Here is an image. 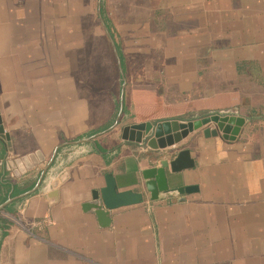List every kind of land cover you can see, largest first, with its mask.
Here are the masks:
<instances>
[{
	"label": "crops",
	"instance_id": "1",
	"mask_svg": "<svg viewBox=\"0 0 264 264\" xmlns=\"http://www.w3.org/2000/svg\"><path fill=\"white\" fill-rule=\"evenodd\" d=\"M156 2H138V36L149 43L128 44L158 55L153 79L129 82L119 112L102 107L94 122L86 101L68 104L66 37L44 47L36 34L0 26V115L10 135L0 137V264H264V0ZM14 3L24 6L18 21L31 18L28 0ZM215 114L218 122L164 150L122 136L131 124ZM181 149L194 165L167 168L169 187L196 191L152 200L143 171ZM108 173L119 190L145 196L104 225L86 206Z\"/></svg>",
	"mask_w": 264,
	"mask_h": 264
},
{
	"label": "rangeland",
	"instance_id": "2",
	"mask_svg": "<svg viewBox=\"0 0 264 264\" xmlns=\"http://www.w3.org/2000/svg\"><path fill=\"white\" fill-rule=\"evenodd\" d=\"M14 1L0 0V26H8L10 30L22 28L36 34L44 47L59 46L60 39L66 37L65 46L72 49L67 52L72 59L67 71L72 86L68 104L86 101L92 122L99 120L96 115L102 107L108 110L112 107L119 112L118 101L129 82H138L137 78L153 79L158 55L128 48L129 45L138 47L142 38L145 39L142 45L150 41L144 34L138 36L142 32L138 29L144 24L137 12L138 2L142 0H45L47 4L28 0L34 9L29 10L31 18L24 22L17 18L19 12H24V6ZM146 1L148 6L157 3V0ZM113 9H117L120 16L128 10L132 14L118 19ZM149 19L153 29L160 28L156 19ZM123 26L127 29L122 30ZM112 121L103 128H109Z\"/></svg>",
	"mask_w": 264,
	"mask_h": 264
},
{
	"label": "water",
	"instance_id": "3",
	"mask_svg": "<svg viewBox=\"0 0 264 264\" xmlns=\"http://www.w3.org/2000/svg\"><path fill=\"white\" fill-rule=\"evenodd\" d=\"M219 114L199 118L196 120L182 121L179 119L160 121L158 123L142 122L127 125L123 128V138L125 140L145 143L153 150H164L179 144L189 133L201 128L211 121H219ZM229 121H234L235 118L230 116ZM0 137L2 139H10V135L5 131L2 125L0 115ZM171 154H158L151 161L154 166L143 171L145 179L146 191L150 194L152 200H158L162 194L172 192L184 195L187 192L196 191L197 186L180 187L175 190L170 189L166 169L170 167L173 173H178L186 168H191L194 165V159L190 156L189 149H181ZM172 158V159H171ZM106 185L100 190H94L92 201L86 207L93 208L100 221L107 225L109 223V215L111 211L124 206L139 204L144 199V193L134 191L132 189L119 190L115 177L108 173L106 174Z\"/></svg>",
	"mask_w": 264,
	"mask_h": 264
}]
</instances>
